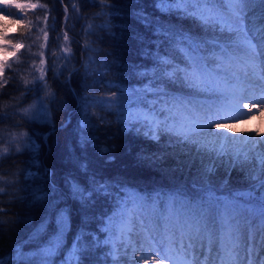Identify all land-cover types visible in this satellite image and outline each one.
<instances>
[{"label": "trees", "instance_id": "1", "mask_svg": "<svg viewBox=\"0 0 264 264\" xmlns=\"http://www.w3.org/2000/svg\"><path fill=\"white\" fill-rule=\"evenodd\" d=\"M17 2L35 7L15 13L20 24L11 39L20 47L0 72V149H8L0 152L4 264H40L24 255L56 235L63 241L45 264H114L117 248L123 264H134L142 250L134 253L116 230L125 203L136 198L145 202V227H155L157 221L166 227L170 219L195 213L201 204L207 207L210 195L221 203L235 198L251 213L256 204L247 201L246 192L256 181L249 179L244 164L234 161L224 168V178L216 177L214 160L197 161L192 146L173 142L163 132L151 138L132 119L152 113L162 123L191 105L215 103L218 80L244 60L223 61L224 38L202 31L184 6L158 0ZM250 11L249 20L259 23L264 5L254 3ZM181 35L204 41L197 55L202 57L205 89H178L187 84L183 71L175 80L163 74L165 67L171 72L191 63ZM165 58L170 65L162 63ZM44 94L49 96L48 123L20 112ZM30 142L38 148L29 147ZM209 168L211 184L204 177ZM73 185L81 192H74ZM194 186L201 194L183 192ZM61 211L67 218L62 231ZM253 220L259 224V212ZM130 238L138 249L139 237ZM179 241L178 234L177 247ZM217 242L210 250L205 238L202 247L209 256ZM245 245L255 251L260 233L254 240L242 233L240 248ZM202 247L197 243L194 248Z\"/></svg>", "mask_w": 264, "mask_h": 264}, {"label": "snow or ice", "instance_id": "2", "mask_svg": "<svg viewBox=\"0 0 264 264\" xmlns=\"http://www.w3.org/2000/svg\"><path fill=\"white\" fill-rule=\"evenodd\" d=\"M257 2L264 5V0H158L161 5L174 3L184 6L185 14L197 20L205 28L227 33L221 52L224 62L233 64L240 57H243L246 65L254 68L259 67L264 71V13L261 14L259 23L256 22L255 18L249 20L253 16L250 7ZM0 3L21 11L25 8L35 7V5L20 3L17 0H0ZM11 22L20 23V19L17 18ZM0 39H3L2 35H0ZM202 43L204 41H196L191 36L181 35L180 44L191 63L186 62L184 69L176 67L171 72L168 67H165L163 74L169 80H175L178 78L177 74L183 71L185 82L193 88L199 89L205 80L204 68L200 64L202 57L197 55ZM14 47H19V45H14ZM162 63L170 65L171 59L165 58ZM5 66V64L0 63V72H3ZM262 79H264V76H262ZM214 91L219 93L215 103L186 107L183 115L170 116L168 119H164L162 123L157 125V130L158 132H168L170 135H174L178 144L192 145L190 151L195 150L199 153V151L209 150L210 147V150L218 157L229 156L230 162L231 157H235L236 164L253 161V171L250 173L249 179L258 182V187L257 183L254 182L247 190L246 197L248 202H255L256 207L251 209L249 214V210L235 198L232 202L221 203L210 195L207 207L201 204L195 213L177 216L174 222L170 219L166 221V227H162L158 221L155 227H145V217L141 214L145 202L140 198H136L131 203H125L120 213V237L129 245H132L130 238L132 234L142 237L139 249L132 245L133 252L146 250L154 256L153 264H168V262H171V264H200L195 256L189 259L188 252L197 243L202 247L205 238L208 240L210 250L214 240H219L224 248V256L218 257L220 264H254L251 257L254 249L251 246L245 245L244 250L249 254L247 260L241 261L239 259L242 233L245 239L254 240L256 233L259 232L261 245L264 246V151L257 153L255 148L251 146L264 145V141H251V137L238 141L232 140L225 134L205 132V129L210 128L213 122L217 126L226 123L229 117L227 114L221 117L220 111L224 108H230L233 103L236 104L238 110L239 103L244 99L243 90H237L236 86L229 81L225 82L222 89L218 87ZM244 106L247 107L248 105ZM30 111L32 114L29 119H35L37 116L44 115L46 109L43 108V104H40L39 108L33 106L31 110L25 109V115H28ZM148 115H152V113ZM20 135L27 136L28 134L21 133ZM209 136L216 137V139L210 141ZM13 139L17 140L18 137L14 135ZM221 140L224 143H220ZM249 141H251V145H249ZM230 144L245 145V147H230ZM28 146L38 148V145L34 142H30ZM7 151V148L0 149V152ZM17 151H20L19 147ZM257 160L259 162L258 173L255 171ZM211 176L212 169H206L204 177L208 178L209 184L212 183ZM73 190L76 193L81 192L78 185H73ZM3 191L4 189L0 187V193H3ZM208 191L211 192V189H208ZM244 195L241 194V198ZM171 204L174 210L176 201L172 200ZM257 212H259V224H256L253 220ZM66 221V215L61 211L58 219L61 231ZM138 221L140 224L139 232L136 231ZM2 224L3 221H0V225ZM178 234L180 241L177 247ZM185 240L188 241L187 244L184 243ZM173 253L176 255H173ZM112 255L114 264H123L119 259V248ZM125 255H127L126 250ZM177 256H183V259H177ZM0 264H4L3 259H0ZM77 264H79V261H77ZM136 264H139V262L137 261ZM261 264H264V261Z\"/></svg>", "mask_w": 264, "mask_h": 264}, {"label": "rangeland", "instance_id": "3", "mask_svg": "<svg viewBox=\"0 0 264 264\" xmlns=\"http://www.w3.org/2000/svg\"><path fill=\"white\" fill-rule=\"evenodd\" d=\"M33 7H30L32 9ZM28 9V8H25ZM0 17H7V18H0V35H2L3 39H0V63L7 64L8 59L10 57H13L16 54V50L20 47L18 43H15V41H12L11 37L12 34L15 32L14 30L16 29L17 26H19L20 23H12V20L17 19V16L22 13L21 10L16 9L14 7H11L9 5H5L0 3ZM24 11V10H23ZM8 12V13H7ZM16 12H19L17 16H14ZM7 13V14H6ZM196 22H198L196 20ZM199 23V22H198ZM198 25H201L200 23ZM201 30L206 32L207 34L219 37L225 38L227 33H221L218 30L210 29V28H205L204 26L201 27ZM14 45H19V47H14ZM237 75L235 77H226L223 78V80L229 81L233 83L236 86L237 90H243V96L244 99L241 103L238 105V110L237 106L235 103L231 105L230 108H224L220 111L221 117H223L225 114L228 115V119L226 123L220 124V126H217L215 122L211 124L210 128H206L205 132H211V133H216V134H225L228 137H230L232 140H244L245 138L251 137V141H264V79H262V76H264V71H262L259 67H252L250 65H245L243 67H239L236 70ZM180 86V85H179ZM178 86V89L180 88H187L191 89V91H199L207 88V84H204L202 82V85L199 89L193 88L190 86L188 83L187 84H182L180 87ZM46 94L37 97L36 100H32L30 104H28L26 107H23L20 112L25 114V109H33V106L36 108H39L40 104H43V108L46 109V112L42 116H37L35 119L37 122L42 121L48 123L50 114L47 110L48 107V97ZM244 105H248L245 107ZM32 112L30 111L26 117L30 116ZM133 121H135L140 127L142 133H144L147 136H150L151 138H157L158 132L157 130V125L160 124L161 122L159 119L155 116H150L145 113L138 114L134 118H132ZM162 135H165V137L169 140L176 141V137L174 135H170L168 132H163ZM208 139L210 141H214L216 137L209 136ZM251 141H249V145H251ZM220 143H224L223 140L220 141ZM187 146H192V145H187ZM252 147L255 148V151L257 153L264 151V145L256 144V145H251ZM230 147H245V145H231ZM196 154V160L200 162H205L206 160H211L215 161V164H217L219 168V172L214 176L218 177L220 176L221 178H224V168L230 167V165L235 161V157H231V162H230V157L225 155V156H220L218 157L214 152L210 150L207 151H200L199 153ZM244 167L248 169V174L252 173L253 171V161H248L247 163H244ZM229 169V168H228ZM250 169V170H249ZM229 171V170H228ZM255 171L258 173L259 172V162L258 160L255 163ZM247 174V175H248ZM218 175V176H217ZM207 183V180H205ZM216 181V180H215ZM216 182L220 183L222 180H217ZM192 190L195 193L200 192L202 189H199L198 187L196 188L195 186L192 187L191 189H184L183 192L188 194V192ZM201 194V193H197ZM136 231H140V225L136 228ZM116 234L118 237H120V231L119 228L116 230ZM139 237V236H138ZM138 240H140V244L142 242V237H139ZM63 241V237L56 235L54 238H51L48 243H46L43 247L41 246L40 248L34 250V252H29L28 254H25V257H32L36 258L37 261L40 264H45L48 262L50 257H53L56 252L59 250V246L61 242ZM125 244H127L126 241L122 240ZM139 244V248H140ZM205 244V243H204ZM135 245V244H132ZM218 245V244H217ZM217 245H215V251L212 252V254H220L223 253L221 252ZM222 246H220L221 248ZM260 248L257 249V252L253 253L252 259L254 261V264H261V262L256 261V257L258 254H262L264 250L259 246ZM138 248V249H139ZM223 249V248H221ZM203 250V249H201ZM143 253V256H140L141 258H138L139 264H153L154 256L152 254H149L146 250L141 251ZM194 252H196L194 250ZM198 255L200 257L195 256L196 260L200 262V264H220V261L218 260V257H205L202 256L203 254L199 251H197ZM173 255H176L173 253ZM247 252L243 251L241 254L239 253V259L241 261H246L247 258ZM256 256V257H255ZM193 255L188 254V258L192 259ZM177 259L182 260L183 256H177ZM134 264H136V262ZM168 264H171V262H168Z\"/></svg>", "mask_w": 264, "mask_h": 264}]
</instances>
